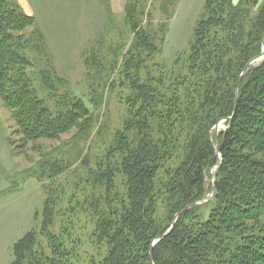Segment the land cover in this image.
<instances>
[{"label":"trees","instance_id":"16d2710c","mask_svg":"<svg viewBox=\"0 0 264 264\" xmlns=\"http://www.w3.org/2000/svg\"><path fill=\"white\" fill-rule=\"evenodd\" d=\"M100 1L111 25L112 0ZM179 1L161 0L154 26L146 0H128L129 44L106 49L104 31L85 58L93 108L116 89L126 117L103 161L95 168L89 158L81 162L91 187L83 204L72 205L73 196L62 210L64 191L44 187L36 225L14 245L10 264H151L152 244L187 206L210 199L213 188L210 203L182 213L154 246L153 263L264 264V60L242 79L235 110L239 79L263 51L264 0H206L188 51L169 72L163 46ZM35 27L33 16L0 0V99L20 137L19 151L72 132L84 139L93 127L91 110L59 78L52 83L40 74L57 99L54 108L37 96L27 73L34 64L22 52L43 47ZM29 29L40 33L33 32V43L25 37ZM225 120L223 131L210 133ZM66 169L43 163L41 178L51 181ZM78 210L94 227L96 252L87 260L72 224Z\"/></svg>","mask_w":264,"mask_h":264},{"label":"rangeland","instance_id":"374dc122","mask_svg":"<svg viewBox=\"0 0 264 264\" xmlns=\"http://www.w3.org/2000/svg\"><path fill=\"white\" fill-rule=\"evenodd\" d=\"M12 1L24 13L35 18V29L41 32L45 40L43 47L39 43L40 50L35 51L34 46L22 51L34 64L27 73L37 96L45 101L46 105L54 108L57 99L44 90L40 74L46 72L45 79L50 77L49 82L52 83L55 78H59L62 86L83 100L91 110L93 127L89 136L84 139L72 132L63 135L58 141L40 140L35 145L28 144L19 151L20 137L13 136L16 127L0 99V264H10L13 261L14 245L35 227V214L42 210L46 198L44 187L59 189V193L64 191L62 210H67L77 202L81 205L90 196L91 187L87 184V171L81 167V162L89 158L91 166L95 168L97 162L103 161L115 131L121 128L126 117V107L119 102L118 90L115 89L104 95L102 105L97 110L93 108L90 103L85 58L96 46L104 31L107 37L106 49L112 44H129L131 41V35L124 24V8L128 0H113L114 15L111 25L107 23L109 17L100 0ZM205 1H179L163 46V59L169 72L176 59L188 51L195 24L203 12ZM238 1L240 0H235ZM160 2L161 0H146L147 10H153L154 26L161 17ZM145 22L148 23L149 19ZM36 30L29 29L25 35L26 40L29 39L31 43L37 41L40 33ZM159 58L156 61L161 59ZM224 129L223 124L217 133ZM13 140L16 142V149L11 144ZM19 152L22 155L18 154ZM43 163L48 166L56 163L57 166L67 169L63 175L51 181L43 180L40 170ZM217 167L210 172V184L214 183L213 174ZM44 176L48 177L49 172L46 171ZM73 196L74 202L70 206L69 202ZM79 210L72 217V224L76 229L75 235L82 243L79 253L87 260L96 252L90 241L94 227L88 215L80 213Z\"/></svg>","mask_w":264,"mask_h":264},{"label":"water","instance_id":"95a60500","mask_svg":"<svg viewBox=\"0 0 264 264\" xmlns=\"http://www.w3.org/2000/svg\"><path fill=\"white\" fill-rule=\"evenodd\" d=\"M263 60H264V37H263V51H262V54H261L260 56H258L257 58H255L254 60H252V62H250V63L245 67V69H244V71H243V73H242V75H241V77H240V79H239V82H238V84H237L236 98H235V110L237 109V102H238V98H239V89H240V86H241L242 79L244 78V76L246 75V73L249 71V69H250L251 66H253V65H257V64L261 63ZM230 120H232V119H230ZM226 121H227V120H225V121H223V122H226ZM220 125H221V123L218 124L217 126H215L214 129H213L210 133H211V134L216 133V135H218L217 132H218V128H219ZM215 194H216V191H215V189L213 188L212 196H211V198H210L209 200H207V201H203V202H201V203H194V204H191V205L187 206V207L184 209L183 212H181L180 214L176 215L175 218H174V220H173V222H172V224H171L170 229H169L168 232L163 236V238L166 237V236H167V235L173 230V228H174V226H175L177 220H178L179 217L182 215V213L188 211L189 209H191V208H193V207L203 206V205H205V204L210 203V202L214 199ZM163 238L156 240V241L152 244V247H151V250H150L151 264H154V263H153V260H152V251H153V248H154V246H155L160 240H162Z\"/></svg>","mask_w":264,"mask_h":264},{"label":"bare ground","instance_id":"6f19581e","mask_svg":"<svg viewBox=\"0 0 264 264\" xmlns=\"http://www.w3.org/2000/svg\"><path fill=\"white\" fill-rule=\"evenodd\" d=\"M225 122H221V125L219 126V128H218V131H219V129H221L222 128V125L224 124ZM205 201H207V200H205ZM201 203V202H200Z\"/></svg>","mask_w":264,"mask_h":264},{"label":"crops","instance_id":"0c3cea01","mask_svg":"<svg viewBox=\"0 0 264 264\" xmlns=\"http://www.w3.org/2000/svg\"><path fill=\"white\" fill-rule=\"evenodd\" d=\"M112 7H114V2H113V0H112Z\"/></svg>","mask_w":264,"mask_h":264}]
</instances>
